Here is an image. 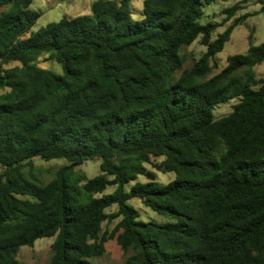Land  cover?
I'll return each instance as SVG.
<instances>
[{
    "label": "trees",
    "instance_id": "trees-1",
    "mask_svg": "<svg viewBox=\"0 0 264 264\" xmlns=\"http://www.w3.org/2000/svg\"><path fill=\"white\" fill-rule=\"evenodd\" d=\"M33 1L0 0V264H20L21 246L51 236L44 264H95L113 238L122 264H264V77L251 70L264 42L249 33L247 52L211 75L253 14L215 35L241 3L202 22L211 0H143L140 20L131 0H95L90 14L27 36L40 16ZM196 39L205 51L186 69L181 50ZM45 54L61 73L37 65ZM36 156L67 162L40 183L24 172ZM96 158L99 173L88 177L79 167ZM146 164L175 176L159 183ZM132 198L174 221L141 220Z\"/></svg>",
    "mask_w": 264,
    "mask_h": 264
},
{
    "label": "rangeland",
    "instance_id": "rangeland-1",
    "mask_svg": "<svg viewBox=\"0 0 264 264\" xmlns=\"http://www.w3.org/2000/svg\"><path fill=\"white\" fill-rule=\"evenodd\" d=\"M95 0H34L29 5V8L40 12V16L31 27L30 32L26 35L29 36L32 32L37 31L41 26H45L52 21H58L62 17H73L77 15L90 14L91 4ZM241 3L243 9L236 12V14L229 20L224 26L218 27L215 35L222 32L225 27L230 24L236 17L243 13H251L247 20L240 25H237L230 36V39L224 44L221 51L216 54L217 68L214 69L213 74L219 72L225 65L226 59L229 55L237 53H246L249 47V33L253 34L254 44H260L264 42V13L259 12L260 3L257 0H211L210 3L203 5L202 22L216 21L221 22L225 18V10L227 7H231L235 4ZM143 0H131L130 1V15L133 20H140L142 16ZM214 35V36H215ZM205 51V47L196 39L191 45L183 47L181 52L186 57L184 68L189 69L195 60ZM18 64L17 62L4 65L9 67ZM37 65L44 69H49L55 73H61L60 64L49 59L47 55H42L37 58ZM256 78L264 77V61L251 68ZM0 92L2 90L0 89ZM237 98H233L227 102L219 103L215 106L213 113L216 118H219L231 111L232 105L237 102ZM156 160H161L157 158ZM65 158H52L41 159L38 156L34 157L31 167L26 166L24 168L25 174L29 177V171L35 174L37 180L40 183H45L53 174L55 167L66 163ZM100 159L85 161L79 169L83 170L88 177H92L99 173ZM148 170H154L156 172V181L159 183H167L175 175L172 172H160L153 168L151 164H146ZM137 181L145 182L147 179L143 175H138ZM134 181L125 184V188L129 190ZM113 190V187H107L105 193H109ZM129 203L138 209L140 213V219L143 221H154L157 223H163L167 221H174L169 214H160L149 207H146L139 198H132ZM117 207L113 205L108 209V213L115 212ZM120 218L105 221L102 224V232L109 234L115 227ZM54 240V236L43 237L35 240L32 246L23 245L20 247L17 253V259L20 264H44L51 255L50 245ZM126 254L121 250L115 239H107L105 242V253L101 257H95L92 260L95 264H122Z\"/></svg>",
    "mask_w": 264,
    "mask_h": 264
}]
</instances>
